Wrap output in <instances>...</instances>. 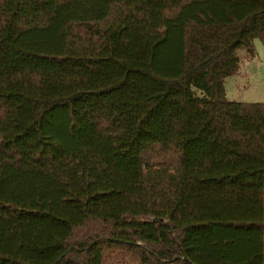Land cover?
Here are the masks:
<instances>
[{"label": "trees", "instance_id": "1", "mask_svg": "<svg viewBox=\"0 0 264 264\" xmlns=\"http://www.w3.org/2000/svg\"><path fill=\"white\" fill-rule=\"evenodd\" d=\"M255 38L264 0H0V264H264Z\"/></svg>", "mask_w": 264, "mask_h": 264}, {"label": "rangeland", "instance_id": "2", "mask_svg": "<svg viewBox=\"0 0 264 264\" xmlns=\"http://www.w3.org/2000/svg\"><path fill=\"white\" fill-rule=\"evenodd\" d=\"M255 54L247 57L243 48L239 49V68L224 80L225 95L228 99L240 101H260L264 104V41L254 39Z\"/></svg>", "mask_w": 264, "mask_h": 264}, {"label": "crops", "instance_id": "3", "mask_svg": "<svg viewBox=\"0 0 264 264\" xmlns=\"http://www.w3.org/2000/svg\"><path fill=\"white\" fill-rule=\"evenodd\" d=\"M264 41V40H263ZM227 78V77H226Z\"/></svg>", "mask_w": 264, "mask_h": 264}]
</instances>
